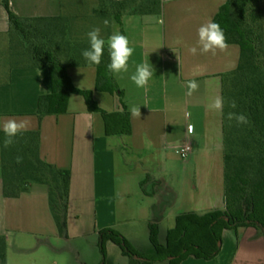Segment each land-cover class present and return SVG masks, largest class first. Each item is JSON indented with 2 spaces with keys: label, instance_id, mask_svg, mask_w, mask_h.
<instances>
[{
  "label": "crops",
  "instance_id": "1",
  "mask_svg": "<svg viewBox=\"0 0 264 264\" xmlns=\"http://www.w3.org/2000/svg\"><path fill=\"white\" fill-rule=\"evenodd\" d=\"M228 1L162 0L161 13H127L122 24L111 18L109 28L101 33L105 46L107 37L122 34L124 29L134 48L128 71L116 74L123 97L97 90V65H90L82 55L73 61L68 55L71 52L62 51L73 85L94 91L101 108L117 112L126 105L129 111L132 107L141 110L140 117L131 115L129 135H108L103 114L92 111L80 93L71 94L67 112L50 113L41 120L39 100L53 92L49 68L37 65L34 53L27 52L26 60L17 53L10 59L0 58L1 65L7 66L0 80V126L8 118L27 120L29 129L41 130L42 156L72 172L69 235L63 236L51 210L48 187L34 185L19 197L5 195L0 130V235L8 241L9 264H68L70 255L73 264H100L99 240L104 228L146 224L148 234L149 225L157 223L162 237L167 220L170 226L182 214L217 210L228 211L241 224L224 231L222 249L215 259L190 257L182 264H264V167L259 166L255 151L227 160L224 108L222 112L207 108L215 97L224 98V75L240 65L242 45L228 43V49L215 56L189 52L193 46L199 48L198 28L215 22ZM71 4L11 0L12 10L22 18L63 13L74 18ZM89 17L92 25L91 13L81 20L89 21ZM13 32L9 10L0 0V36ZM87 33L75 30L71 37L83 42L89 40ZM71 37L67 35L65 41ZM143 63L153 71L146 92L131 79ZM190 80L199 88L189 96ZM189 125L195 126L193 134L188 133ZM186 141L194 147L188 159L180 151ZM232 163L238 173H246L248 167L251 176L245 189L239 177L231 179ZM172 228L168 227L167 234ZM132 236L130 233L134 242ZM249 252L256 256L255 261L238 259V254ZM75 254L79 256L75 258ZM108 264H129V260L119 255Z\"/></svg>",
  "mask_w": 264,
  "mask_h": 264
},
{
  "label": "trees",
  "instance_id": "2",
  "mask_svg": "<svg viewBox=\"0 0 264 264\" xmlns=\"http://www.w3.org/2000/svg\"><path fill=\"white\" fill-rule=\"evenodd\" d=\"M10 14L13 29L19 31L21 43L34 42V54L37 65L50 70L53 92L43 95L39 100L38 116L50 113H64L69 110V99L72 93L85 95L89 108L101 112L105 118L108 135H129L132 133L131 113L125 110L109 112L94 100V91L81 90L75 87L68 68L61 58L62 51H68L73 61L80 58L82 50L88 48L89 40H73L71 37V19L69 16L50 18H22L11 8V0H3ZM260 0H229L220 10L215 22L224 30L227 43L239 41L242 45L240 65L224 75V134L227 160L231 155L264 153V27L260 24L261 14L257 8ZM162 0H99L93 13L101 19H111L123 23L127 13H161ZM67 17V19H65ZM46 27V31H41ZM54 28V30H53ZM41 33L54 38L50 42H35L34 37ZM125 35V30H122ZM69 35L70 40L58 41L61 36ZM51 36V35H50ZM54 40H56L54 42ZM58 41V42H57ZM46 43V44H45ZM33 47V45H32ZM111 59L108 46H105L101 64L98 65L97 90L109 91L124 96L116 75L108 73L107 65ZM235 102L237 107L232 108ZM229 112L243 113L248 123L239 125L228 119ZM5 136L1 131V144ZM42 136L40 129H29L17 137L16 142L7 149L2 146V171L5 195L19 197L35 184H44L49 189L51 210L57 222L59 233L68 236L69 207L72 187V172L62 169L42 156ZM126 148L123 147L126 155ZM17 156L22 162L17 163ZM148 176L143 181L146 185ZM241 223L228 211H211L200 215L197 213L182 214L177 219L176 227L168 232L166 242L160 238V226L151 223L150 249L134 247L115 227L100 231V246L104 255L100 264H107L109 248L116 244L128 257L129 264H155L169 260L170 264H182L190 257L212 260L221 252L220 243L226 229L238 228ZM109 245V246H108ZM0 264L8 262V241L0 235Z\"/></svg>",
  "mask_w": 264,
  "mask_h": 264
},
{
  "label": "clouds",
  "instance_id": "3",
  "mask_svg": "<svg viewBox=\"0 0 264 264\" xmlns=\"http://www.w3.org/2000/svg\"><path fill=\"white\" fill-rule=\"evenodd\" d=\"M109 20L105 19L103 24L105 27L109 26ZM89 39V47L82 50L81 55L90 65H100L105 49V39L101 36V29L99 27L93 28L87 33ZM198 45L189 48V52L192 55L199 54L207 55L211 53L215 56L218 52H224L228 49L227 38L224 30L220 24L213 21H208L202 24L198 28ZM108 51L111 62L107 65L108 73L116 75L121 72L128 71V62L133 55L134 48L130 46L127 36L115 32L108 38ZM153 76L152 68L143 63L137 66L135 74L131 76L132 81L138 88H142L147 91V85ZM188 95H192L198 90L199 85L195 80H190L187 83ZM232 108H236L237 105L233 101L231 103ZM209 110L222 112L224 108V100L221 96H217L214 100L207 105ZM133 117H140L141 110L136 107L130 109ZM190 113L186 112L185 116L190 117ZM229 120H235L237 124L244 125L248 123V117L243 113L229 112ZM0 130L4 133L3 148L7 149L16 142L18 136L29 130V122L27 120H17L15 118H8L0 126ZM195 132V126H188V133L193 134ZM22 157L17 156V163L22 162Z\"/></svg>",
  "mask_w": 264,
  "mask_h": 264
},
{
  "label": "rangeland",
  "instance_id": "4",
  "mask_svg": "<svg viewBox=\"0 0 264 264\" xmlns=\"http://www.w3.org/2000/svg\"><path fill=\"white\" fill-rule=\"evenodd\" d=\"M98 1L99 0H63V3H64L65 6L70 7V2H72V4H73L72 7H74V9H72V11H70V12H72V16H74V19H71L70 22L68 21V23L71 24L70 25L71 26V30H70L71 33H73L75 30H77V32L78 31L79 32L82 31L84 33H87V32H89L90 30H92L93 28H96V27H99L101 29V33H102V32H105V30L107 28H109V26L108 27L104 26V24H103L104 20L103 19H101V18H99L97 16H94V13L91 12L92 7L96 6L98 4ZM77 2H78V4L82 3L83 7H76L75 3H77ZM257 10L262 16L261 19H260V23L264 26V0H262L260 5L258 6ZM88 13H91L93 15V19H92L93 23H92V25H90V21H91L90 17H89V21L88 20H86V21L81 20L82 18L85 19V16ZM65 14L66 13H63L62 16H64ZM68 18H71V17H68ZM65 19H67V17ZM111 20L112 19H109V22ZM53 30H54V28H53ZM13 31H14L13 34H11L10 36H6V35L5 36L4 35L0 36V58L2 57L3 59H10V56L11 57L15 56V54L17 53L18 57L21 56V57L25 58V60H26L27 57H28V55H26V53L27 52L28 53H33L34 52V42H33V40L30 39L29 42L21 43L20 41H21V39L24 40V37L20 36L22 34H20L17 29H13ZM41 31L47 32L46 31V27H43ZM78 34H80V33H78ZM52 38H54L52 36V33H49L48 36L45 33H41V37L40 38L39 37H34L33 39L35 40V42H40V43L46 42V43H48V42L51 41ZM65 38H66V36H64V38L62 40H58V41L59 42L60 41L65 42ZM108 38L109 37L106 38L107 41H108ZM55 41L56 40H54V42ZM32 45H33V47H32ZM23 54H25V55H23ZM7 55H9V57H7ZM35 61H36V59L34 60V62ZM6 68H7V66H5V64L2 63V65H1V63H0V80L4 78L3 74H4L5 70H6ZM14 68L17 70V69H20V66L15 65ZM7 92H9V90ZM15 98H16V96H15ZM20 111H29V110H20ZM256 154L258 155L259 166L260 167H264V153H256ZM245 165H247V164L245 163L243 166H245ZM248 166H249V164H248ZM246 169H247L246 173L245 172H243L244 174L243 173H238L237 172V167H234V163H232L231 179L232 180H237V178L239 177V182L242 184V189H245L244 184L245 183L248 184L249 178L251 176V175H249L250 172H249L247 166H246ZM235 177H236V179H235ZM35 185H37L39 187H42V184H35ZM43 186L44 187H42V188L47 187L44 184H43ZM165 224L166 225H164L163 228H162V237H160L163 242H166V239H167V236H168V234H167L168 227H171V226L172 227H176L177 220L174 219V222H172V224H170V226H168V224H169L168 220L165 222ZM68 225H69V223H68ZM115 228L117 229V231L122 233L126 237V239H128L129 243L132 244L134 247H136L138 249H143V250H147V249L151 248V246H152L151 224L149 225L148 234H147V229L148 228H147L146 224L145 225H134V226H120L118 228L117 227H115ZM149 231H150V234H149ZM130 233H131V235L132 234L134 235V236H132V239H134V242H132V240L130 239ZM99 247H100V250H101V253H102V256H101V259H102L101 262H102L103 258H104V255H103V252H102V249H101V246H100V242H99ZM227 250H228V247L225 248V252H227ZM108 251H109V260H110V258L118 257L119 255L120 256L123 255L121 247H119L116 244L111 245ZM75 255H74L75 258L79 256L78 254H75ZM71 256L72 255H70V257H68V259H66V260H68L67 263L68 264L76 263L75 261H72ZM125 258L127 260H129L128 257L125 256ZM238 259L240 261H243V262H246V261L251 262V261H255L256 260V256L254 254L250 253V252L249 253H241V254H238ZM155 264H170V261L169 260H163V261L156 262Z\"/></svg>",
  "mask_w": 264,
  "mask_h": 264
},
{
  "label": "built area",
  "instance_id": "5",
  "mask_svg": "<svg viewBox=\"0 0 264 264\" xmlns=\"http://www.w3.org/2000/svg\"><path fill=\"white\" fill-rule=\"evenodd\" d=\"M180 151H181L182 157L184 159H188L191 156V154L193 153L194 147L189 141H186L181 146Z\"/></svg>",
  "mask_w": 264,
  "mask_h": 264
},
{
  "label": "water",
  "instance_id": "6",
  "mask_svg": "<svg viewBox=\"0 0 264 264\" xmlns=\"http://www.w3.org/2000/svg\"><path fill=\"white\" fill-rule=\"evenodd\" d=\"M220 246H222V242L220 243Z\"/></svg>",
  "mask_w": 264,
  "mask_h": 264
}]
</instances>
